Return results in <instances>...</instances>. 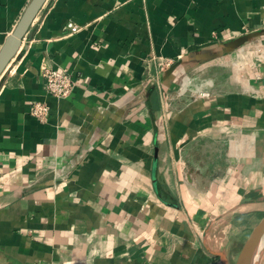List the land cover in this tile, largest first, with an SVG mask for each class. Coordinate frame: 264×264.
I'll use <instances>...</instances> for the list:
<instances>
[{
  "label": "crops",
  "instance_id": "obj_1",
  "mask_svg": "<svg viewBox=\"0 0 264 264\" xmlns=\"http://www.w3.org/2000/svg\"><path fill=\"white\" fill-rule=\"evenodd\" d=\"M263 215L264 0L44 4L0 76V264H236Z\"/></svg>",
  "mask_w": 264,
  "mask_h": 264
},
{
  "label": "water",
  "instance_id": "obj_2",
  "mask_svg": "<svg viewBox=\"0 0 264 264\" xmlns=\"http://www.w3.org/2000/svg\"><path fill=\"white\" fill-rule=\"evenodd\" d=\"M48 0H31L13 32L0 50V76L19 50L40 10ZM264 238V215L254 226L245 241L236 264H258L261 257V242Z\"/></svg>",
  "mask_w": 264,
  "mask_h": 264
},
{
  "label": "built area",
  "instance_id": "obj_3",
  "mask_svg": "<svg viewBox=\"0 0 264 264\" xmlns=\"http://www.w3.org/2000/svg\"><path fill=\"white\" fill-rule=\"evenodd\" d=\"M67 29L70 34L80 31L81 25L76 23H68ZM166 66H170V60L164 61ZM45 80V88L49 94L56 98H67L71 95L75 80L73 76L66 70H58L54 68H46L43 72ZM49 106L45 103L36 102L33 105L32 114L41 120H45L49 114Z\"/></svg>",
  "mask_w": 264,
  "mask_h": 264
},
{
  "label": "rangeland",
  "instance_id": "obj_4",
  "mask_svg": "<svg viewBox=\"0 0 264 264\" xmlns=\"http://www.w3.org/2000/svg\"><path fill=\"white\" fill-rule=\"evenodd\" d=\"M264 239V238H263ZM261 260L264 259V240L262 241V247H261ZM264 261V260H263ZM260 262V261H259ZM259 264V263H258Z\"/></svg>",
  "mask_w": 264,
  "mask_h": 264
},
{
  "label": "bare ground",
  "instance_id": "obj_5",
  "mask_svg": "<svg viewBox=\"0 0 264 264\" xmlns=\"http://www.w3.org/2000/svg\"><path fill=\"white\" fill-rule=\"evenodd\" d=\"M263 240H264V239H263ZM263 240H262V241H263ZM261 247H262V242H261V246H260V248H261Z\"/></svg>",
  "mask_w": 264,
  "mask_h": 264
}]
</instances>
